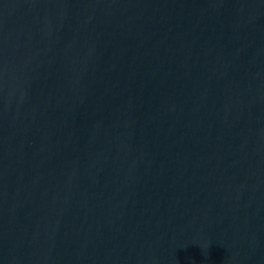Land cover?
Masks as SVG:
<instances>
[{"label": "water", "instance_id": "95a60500", "mask_svg": "<svg viewBox=\"0 0 264 264\" xmlns=\"http://www.w3.org/2000/svg\"><path fill=\"white\" fill-rule=\"evenodd\" d=\"M0 264H264V0H0Z\"/></svg>", "mask_w": 264, "mask_h": 264}]
</instances>
